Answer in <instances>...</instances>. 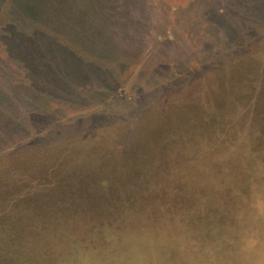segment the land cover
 Segmentation results:
<instances>
[{
  "label": "rangeland",
  "instance_id": "obj_1",
  "mask_svg": "<svg viewBox=\"0 0 264 264\" xmlns=\"http://www.w3.org/2000/svg\"><path fill=\"white\" fill-rule=\"evenodd\" d=\"M229 1H234V5H230ZM115 2H118L119 9L102 13L100 19L115 22L111 23L115 31L109 32L107 28L106 32L112 35L111 41L117 45L102 49L101 61L94 64L86 59L89 55H97L96 50L90 53L86 50L87 53L82 55L75 54L74 60L64 58L67 52L63 50L61 55L64 57L54 55L43 62H37V69L45 83L36 79L38 76L34 74L35 68L30 70L33 62L26 60L10 42L8 31L0 33V154L9 150L22 151V163L14 173L16 177L27 169L21 165L28 164L30 169L35 161L48 155L47 152L56 145H61L63 149L71 143L69 149L56 151L53 156L55 159L50 162V166L61 163L60 168L63 167L60 174L64 176L72 173L81 176L76 172L77 165L81 156L93 146L98 148L99 154L96 157L99 159H112L116 154L123 156L135 151L144 152L152 145L156 147L159 144H152L151 137H157L158 133L165 135L164 128L176 125L177 121L170 123L171 117H177L174 110L181 108L186 101L192 108L205 110L209 117L218 113L242 125L251 124L256 102L264 104V0H245L242 6H238L235 0ZM207 5H211L209 10L206 9ZM248 6L254 10V14H249ZM244 8L249 10L245 14L247 21L249 16H255L259 23H253L252 18L248 32H234L226 22L237 20V15ZM37 18L38 12L31 9L27 30ZM102 28L105 29V26ZM232 32L237 36H231ZM238 70L248 73L250 77L243 82L231 77ZM182 72L186 76L183 74V80L178 81ZM221 83H226L227 88L229 83L231 87L225 92H218L217 88L223 85ZM190 86L188 92H192L191 97L183 101L184 96L178 95L180 93L177 88ZM199 86H202L200 90L197 89ZM48 88L53 90L49 92ZM216 98L222 102L218 108L214 104ZM255 119L259 125V114H255ZM216 122L212 118L206 125ZM94 133H102L104 138L86 141ZM72 139L80 143H73ZM162 139L158 135L157 141L162 142ZM211 156V153L207 154L206 159ZM70 164L76 167L75 172L67 166ZM45 173L51 175L53 169L46 166ZM206 173L205 169L199 170L197 178L203 179ZM19 177L21 180L17 185L24 188L18 192H27L31 188L37 190L35 179L30 177L27 178L29 181H24L26 178L22 175ZM214 177L219 179L218 176ZM80 179L76 178L77 185ZM256 183L257 189L246 191L247 197L251 198L254 191L258 192V197L263 195L264 183L261 180ZM80 184L78 188L88 190L97 199L96 211L92 207L89 213H78L81 208L91 206L90 202L79 203L74 209L78 210L75 212L72 209V213L69 212L70 215L64 218V215L57 216L52 211L53 207L38 216L39 203L27 206V209L23 208L25 205H12L9 207L12 211L4 216V220H9L16 227H22L25 221L46 226L40 236L51 243L56 236L54 225L57 222L66 227L70 223H88L90 232L78 231L75 226L72 232L63 229L72 233L79 244L81 242L92 246V249L95 247L97 252L106 249L104 237L98 238L104 234L103 226L107 225L116 227L122 237L116 243L118 249H122L121 245L126 240L145 243L141 237H145L147 231L159 236L165 243L170 242L169 236L182 232L181 228H176L175 223L168 225L165 222L168 218L155 214L166 210L165 213L171 217L179 209L180 203L186 205L179 202L181 200L175 194L169 199L170 204H165L167 200L160 196H147V189L161 192L160 184L152 187L132 184L125 190L130 196L124 195L118 200L108 196L111 192L109 185L89 186L84 180ZM146 203L150 217L144 214L143 206ZM263 207L259 205L258 209ZM259 221L260 224L257 221L254 224L262 231L264 213ZM142 222L147 223L143 225ZM122 228L125 230H119ZM62 248L66 252L69 249L66 246Z\"/></svg>",
  "mask_w": 264,
  "mask_h": 264
},
{
  "label": "trees",
  "instance_id": "obj_2",
  "mask_svg": "<svg viewBox=\"0 0 264 264\" xmlns=\"http://www.w3.org/2000/svg\"><path fill=\"white\" fill-rule=\"evenodd\" d=\"M243 1L245 0H235L238 6L244 5ZM229 3L234 5V1ZM210 7L211 5H207L206 9L209 10ZM248 8L250 12L248 9H241L243 11L237 15V20L226 22L231 30L248 32L252 21L259 23L258 17L255 16H249L247 21L245 14L248 12L250 15L254 14V10L249 6ZM31 9L38 12V18L27 30ZM115 9H119V4L115 0H0V33L8 31L7 38L10 42H13L26 60L33 62L29 68L30 70L35 68L34 74L38 76L36 79L45 83L37 69V62H43L54 55L64 57L61 55L63 50L67 52L64 58L72 60L76 58L75 54L82 55L87 53L86 50L89 53L96 50L97 55H89V60L86 59L94 64L101 61L102 49H110L117 45L112 43V35L109 34L115 31L111 26V23L115 22L100 19L102 13ZM103 25L105 29H101ZM106 29L109 32H106ZM231 36L237 35L233 33ZM183 74L186 76L185 72H182L178 81L183 80ZM231 77L243 82L250 76L238 70ZM221 84L223 85L219 87L220 89L217 88L218 92L219 90L225 92L231 87L229 83L228 88L226 83ZM190 88L191 86L177 88V92L180 93L178 95L184 96L183 101L190 99L192 93L188 92ZM201 88L202 86H199L197 89ZM48 90L50 92L53 89ZM214 104L218 108L222 102L216 98ZM256 104L257 102L251 124L242 125L241 122L229 121L228 116L227 118L218 113L214 117H209L202 108H192L190 103L183 102L181 108L174 110L177 117H171L170 123L177 121L176 125L164 128L165 135L156 134L155 131L157 137L161 135L163 138L162 142L157 141V137H151L150 142L158 143V146L152 145L144 152L135 151L123 156L116 154L112 159L96 157L99 151L93 146L81 156L77 168L71 164L67 165L72 172L77 169L76 172L81 176L76 173L65 176L60 174L63 167L60 168L61 163L50 166V162L55 159L53 157L55 152L69 149L71 143L63 149L61 145L52 146L49 153L47 152L48 155L40 157L30 169L27 167L28 164L21 165L24 169L27 168L20 174L26 178L24 181H29L27 178L30 177L35 179L37 184L35 191L31 188L32 191L29 189L27 192H18L24 187L17 185L21 178L20 175L16 177L14 173L17 166L22 163L20 161L23 157L20 155L22 151L2 152L0 264H258L257 261L264 264V245H261L264 230L261 231L254 224L255 221L260 224L259 218L264 213V207L258 209L259 205H264V193L258 197V192L254 191L251 198L246 196V191L257 189L255 187L257 181L261 180V183H264V104ZM256 113L259 114V125L255 122ZM212 118L217 122L206 125ZM94 134L86 141L104 138L102 133ZM71 142L80 143L75 142V139ZM209 153L212 156L206 159ZM46 166L53 169L51 175L45 173ZM202 169L206 170L207 175L199 179L197 176ZM237 170L240 172H236ZM214 176H218L219 179L216 180ZM77 177H81L80 181H86L89 186L109 185L111 192L108 196L116 200L128 195L125 190L132 184L134 186L160 184L161 192L147 189V196L151 198L160 196L167 200L165 204H170L169 199L175 194L181 200L179 202L186 205L180 203L179 209L171 217L165 213L166 210L155 214L161 218H168L165 222L168 225L175 223L176 228H181L182 232L173 237L169 236L170 242L165 243L159 236L156 237L147 231L146 236L141 237L145 243L139 240H126V243L121 245L122 249H118L116 243L122 237L119 236L116 227L111 228L107 225L103 226L104 234L98 238L104 237L106 249L97 252L94 250L95 247L92 249V246L81 242L80 245L72 233L63 229H70L72 232L77 228L78 231L90 232L88 223L83 225L70 223L71 225L66 227L57 222L54 225L56 236L51 243L40 236L46 226L25 221L22 227H16L9 220H4V216L12 211V208H9L12 205L16 207L25 205L23 208L27 209V206L39 203L38 216L49 212L53 207L52 211L57 216L64 215V218L70 215L69 212L72 213V209L74 210L75 205L79 203L90 202L91 206L77 209L78 213H89L92 207L95 210L98 207L95 202L97 199H94L88 190L78 188L81 184L79 181L77 185L75 181ZM234 179L236 180L233 181ZM143 207L144 214L149 216L147 203ZM142 223L145 225L147 222ZM124 228L119 230H125ZM63 246L69 248L67 252L62 250Z\"/></svg>",
  "mask_w": 264,
  "mask_h": 264
}]
</instances>
